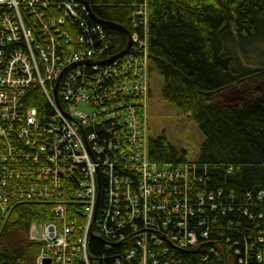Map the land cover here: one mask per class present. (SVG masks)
<instances>
[{
	"label": "built area",
	"instance_id": "1",
	"mask_svg": "<svg viewBox=\"0 0 264 264\" xmlns=\"http://www.w3.org/2000/svg\"><path fill=\"white\" fill-rule=\"evenodd\" d=\"M146 3L136 30L148 29ZM90 19L86 0H0V215L46 205L29 230L43 246L40 264H179L181 249L211 245L190 228L183 192L197 162L149 161L148 35L132 33L112 60L105 27ZM34 90L47 104L25 103ZM259 219L263 233L244 256L226 242L231 264H264V209ZM95 238L105 252L91 251Z\"/></svg>",
	"mask_w": 264,
	"mask_h": 264
},
{
	"label": "trees",
	"instance_id": "2",
	"mask_svg": "<svg viewBox=\"0 0 264 264\" xmlns=\"http://www.w3.org/2000/svg\"><path fill=\"white\" fill-rule=\"evenodd\" d=\"M86 1L97 19L140 37L147 33L151 74L161 80V99L204 134L198 159L193 160L196 173L188 182L193 190L187 187L183 192L195 212L190 228L198 234L208 232L211 245L200 242L196 250L181 249L178 263L236 262L234 249L244 256L263 233L259 214L264 201L258 199L264 192V0ZM145 3L148 29L136 30L132 18ZM90 21H95L92 15ZM105 33L110 42L107 53L115 56L127 48L125 31L105 27ZM243 84H250L254 93L242 92L229 102L215 100L217 94ZM25 103L47 104L39 90L31 91ZM148 159L174 167L192 161L189 151L173 144L166 131L151 133ZM198 193L204 195L203 212L196 206ZM41 211L46 205L24 202L9 215H0V264H36L43 246L28 234L31 223L41 220ZM203 221L205 226H199ZM91 251L105 252L103 242L93 239ZM203 255L209 260L203 261Z\"/></svg>",
	"mask_w": 264,
	"mask_h": 264
},
{
	"label": "rangeland",
	"instance_id": "3",
	"mask_svg": "<svg viewBox=\"0 0 264 264\" xmlns=\"http://www.w3.org/2000/svg\"><path fill=\"white\" fill-rule=\"evenodd\" d=\"M149 50V43H148ZM150 57V50H149ZM151 62V59H150ZM150 97L148 100L149 115L148 124L150 133L156 135L161 131H166L170 141L189 151V159H198L199 150L204 140V134L198 125L181 115L172 105L163 101L160 96L161 80L157 75H150ZM242 92L245 94H253V88L250 84L232 87L215 96L218 102H229ZM28 238L29 234H28ZM39 263V258L36 261Z\"/></svg>",
	"mask_w": 264,
	"mask_h": 264
},
{
	"label": "water",
	"instance_id": "4",
	"mask_svg": "<svg viewBox=\"0 0 264 264\" xmlns=\"http://www.w3.org/2000/svg\"><path fill=\"white\" fill-rule=\"evenodd\" d=\"M86 3H87V5H88V7H89V9H90V11H91V7H90L89 2L86 1ZM91 15H92V17H93V19H94L95 21H97L98 23L102 24L103 26H105V27H107V28H113V27H114V28H118V29H120V30L125 31V32L128 34V36H129V42H128L127 48H126L124 51H122L121 53H119L118 55H115V56L113 57L112 60L124 56V55L128 52V50L130 49V47H131V45H132V40H131V33H130V31L127 30L125 27L119 25V24H115V23H112V22H106V21H102V20L97 19V18L93 15L92 11H91ZM43 263H44V264H50V263H51V260H50V259H44Z\"/></svg>",
	"mask_w": 264,
	"mask_h": 264
}]
</instances>
